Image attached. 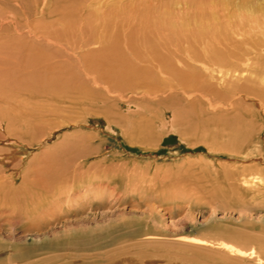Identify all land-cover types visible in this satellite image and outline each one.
I'll use <instances>...</instances> for the list:
<instances>
[{"label": "rangeland", "instance_id": "374dc122", "mask_svg": "<svg viewBox=\"0 0 264 264\" xmlns=\"http://www.w3.org/2000/svg\"><path fill=\"white\" fill-rule=\"evenodd\" d=\"M98 1L0 0V264H254L192 240L264 242V110L158 57L227 61L264 0Z\"/></svg>", "mask_w": 264, "mask_h": 264}, {"label": "bare ground", "instance_id": "6f19581e", "mask_svg": "<svg viewBox=\"0 0 264 264\" xmlns=\"http://www.w3.org/2000/svg\"><path fill=\"white\" fill-rule=\"evenodd\" d=\"M224 1V0H223ZM127 2V1H126ZM233 2V1H232ZM238 2V1H237ZM101 3H104L103 0L98 1L97 4L101 5ZM220 3V2H219ZM222 3V2H221ZM247 3V2H246ZM107 4V3H106ZM227 4V3H226ZM241 4V2H240ZM239 4V5H240ZM245 3H243L244 6ZM258 3H255V5H257ZM87 5V4H86ZM116 5V4H115ZM114 5V7H115ZM222 5V4H221ZM225 5V4H224ZM228 5V4H227ZM225 5V6H227ZM246 8L250 9L251 7H247L248 4H245ZM259 5V4H258ZM96 6V4H95ZM237 6V5H236ZM107 7V6H104ZM113 7V5H112ZM121 7V6H120ZM148 7V6H147ZM239 7V6H238ZM241 7V6H240ZM245 8V7H244ZM248 9V10H249ZM259 9V8H258ZM95 10V9H94ZM97 10V8H96ZM230 10V9H229ZM242 10V7H241ZM246 10V9H245ZM247 10V11H248ZM100 11V10H99ZM250 15L251 13L253 15L249 16V18L251 19L250 23L248 24V28L242 32L244 33H237L236 34V38L239 37L236 41H234L236 43V46L233 48H231V57L227 60V61H211L210 62H202L200 61L199 58H194V56H192L191 54H196L199 56H201L202 53H204L205 55V59L206 55H209L210 53H214V51L216 52V47L212 48L211 47H206L204 46V49H201L198 47L196 48H187L185 51V54L189 55L187 58L185 56V58L183 57L184 55H171L170 57L168 55H159L158 57V63H159V73L162 76V81L164 84L163 87H165V91L164 92H173L174 89L172 88L173 84L177 83V81L180 83L181 79H177V76L179 74V72H182V68L184 66H186L185 64L187 63L188 66L192 69V68H199L201 67L202 69H204L206 71V74H208L210 76V78H215L217 80V82L219 83H230V84H234L237 85L239 88L238 90H235V93L231 94L229 97L225 98L221 103H218L217 107H225V106H234L232 101H228L230 97H235L236 95H238L237 97L240 96V93L245 92L251 96H254L255 98H257V102L259 103V105L261 106V108L264 110V18L262 21H259V18L254 15V11L251 9ZM249 12L247 14H249ZM246 13V12H245ZM241 14V13H240ZM264 17V16H263ZM246 18V17H244ZM261 18V16H260ZM130 19V18H129ZM128 19V20H129ZM248 19V18H247ZM212 20V18H211ZM7 21V20H5ZM82 21V20H81ZM87 21V20H86ZM106 21V20H105ZM221 21V20H220ZM39 22V21H38ZM211 22V21H210ZM213 22V21H212ZM79 23V22H78ZM106 23V22H104ZM165 23V22H164ZM226 23V22H225ZM81 25V24H80ZM79 25V27H80ZM89 25V23H88ZM201 25V24H200ZM90 26V25H89ZM159 26V25H158ZM231 26V25H230ZM85 27V25H84ZM87 27V26H86ZM161 27V26H160ZM238 27V26H237ZM202 28V27H201ZM242 28V27H241ZM64 30V29H63ZM240 30V29H238ZM40 31V29H39ZM37 32V31H36ZM236 32V31H235ZM238 32V31H237ZM169 34V33H168ZM21 36V35H20ZM235 36V35H234ZM25 37V36H24ZM71 38V37H70ZM242 38V39H240ZM17 39V38H15ZM44 39V38H43ZM213 39V38H212ZM18 40V39H17ZM27 40V39H25ZM46 40V38L44 39ZM99 40V39H98ZM15 41V40H14ZM31 41V40H30ZM38 41V40H37ZM50 41V40H49ZM201 41V39H200ZM216 42V41H215ZM238 42H241L240 44ZM30 43V42H29ZM52 43V41L50 42ZM217 43V42H216ZM49 44V43H48ZM47 44V45H48ZM93 44V43H92ZM91 44V45H92ZM106 44V43H105ZM198 44V43H197ZM196 44V45H197ZM24 45V44H23ZM90 45V44H89ZM200 45V44H198ZM26 46V45H25ZM32 46V45H31ZM63 46V45H62ZM61 46V47H62ZM66 46V45H65ZM69 46V45H68ZM209 46V45H207ZM173 47V46H172ZM221 47V46H220ZM80 48V47H79ZM104 48V47H103ZM182 48V47H181ZM86 49V48H85ZM91 49V48H90ZM97 49V48H96ZM178 49V48H177ZM226 49V48H225ZM75 50V49H74ZM88 50V49H87ZM95 50V49H94ZM202 52H201V51ZM17 51V50H16ZM66 51V50H64ZM63 51V53H64ZM104 51V50H103ZM176 51V50H175ZM28 52L29 54V50L25 51V53ZM89 52V50L87 51V53ZM169 52V50H168ZM219 53V51H217ZM221 52V51H220ZM230 52V51H229ZM37 53V52H36ZM68 53V52H66ZM84 53V52H82ZM163 53V52H162ZM24 54V53H23ZM38 54V53H37ZM73 54V53H72ZM86 54V53H85ZM89 54V53H88ZM225 54V53H224ZM15 55V54H14ZM17 55V54H16ZM69 55V54H68ZM219 55V54H218ZM24 57L26 55H23ZM41 56V55H40ZM89 56V55H88ZM135 56V55H134ZM199 56V57H200ZM222 56V54H221ZM229 57V54L227 55ZM13 57V56H12ZM22 57V56H21ZM74 57V54L72 56V58ZM83 57V55H82ZM86 57V56H85ZM90 57V56H89ZM92 57V56H91ZM90 57V58H91ZM119 57V56H118ZM125 57V56H123ZM122 57V58H123ZM129 57V56H128ZM210 57V56H209ZM214 57V56H213ZM43 58V57H42ZM77 58V56H76ZM97 58V57H96ZM110 58V57H109ZM112 58V57H111ZM147 58V56H146ZM202 58V57H201ZM211 58V57H210ZM22 59V58H21ZM24 59V58H23ZM75 59V58H74ZM99 59V58H98ZM150 59V58H149ZM63 60V59H62ZM101 60V59H100ZM119 59H117L118 61ZM128 60V59H127ZM185 60V61H184ZM187 60V62H186ZM209 60V59H206ZM214 60V59H213ZM76 60H74L75 62ZM82 62L84 60H81ZM87 61V60H86ZM93 61V60H92ZM125 60H123L124 62ZM139 62V60H136ZM64 62V61H63ZM103 62V61H102ZM10 63V62H9ZM118 63H120V60L118 61ZM25 64V63H24ZM64 64V63H63ZM70 64V63H69ZM104 64V63H103ZM151 64V63H149ZM110 65V64H108ZM129 65V63H128ZM14 66V65H13ZM17 66V65H16ZM25 66V65H24ZM40 66V65H38ZM122 65H119L118 67H120ZM124 66V65H123ZM127 66V65H126ZM146 66V65H145ZM11 67V65H10ZM83 67V66H82ZM125 67V66H124ZM130 67V66H129ZM138 67V66H137ZM136 66V70L138 69ZM8 68V67H7ZM18 68V67H17ZM24 68V67H22ZM70 68V67H69ZM149 68V66H148ZM119 70L117 73L119 74L122 69L120 68H115V70ZM130 68H128L129 70ZM145 69V68H144ZM152 71V68L149 69H145V70H150ZM155 69V68H154ZM10 72V69H8ZM24 70V69H23ZM41 70V69H40ZM125 70L127 71V67L125 68ZM141 71L143 70V68L141 67L140 69ZM156 70V69H155ZM13 71V70H12ZM20 71V70H19ZM138 71V70H137ZM136 71V72H137ZM144 71V70H143ZM185 71V70H184ZM8 72V71H7ZM8 72V73H9ZM14 72V71H13ZM130 71H128L129 73ZM155 72V71H154ZM186 72V71H185ZM190 72V71H189ZM187 71V73H189ZM15 73V72H14ZM67 73V72H66ZM108 73V72H107ZM122 73V72H121ZM143 73V72H142ZM150 72H147V74ZM97 76H99L101 74V72L98 74L96 73ZM130 74V73H129ZM145 74V76L147 75ZM153 74V72H152ZM184 74V73H183ZM34 75V74H33ZM111 75V74H110ZM131 75V74H130ZM138 75L140 76L141 74L138 73ZM137 75V76H138ZM157 75V74H156ZM181 75V73H180ZM185 75V74H184ZM184 75H183V79H184ZM188 75V74H187ZM30 76V75H29ZM101 76V75H100ZM103 76V74H102ZM108 76V74H107ZM200 76V75H199ZM94 77V76H93ZM92 77V78H93ZM197 78V76H195ZM195 77H193V79H195ZM158 78V77H157ZM79 79V78H78ZM95 79V78H94ZM149 79V76H148ZM192 79V78H190ZM199 79V78H198ZM32 80V79H31ZM93 80V79H92ZM96 80V79H95ZM144 80V79H143ZM146 80V78H145ZM144 80V81H145ZM152 80V77H151ZM63 81V80H62ZM75 81V80H74ZM129 81V80H128ZM191 81V80H190ZM189 81V82H190ZM215 81V80H214ZM174 82V83H173ZM188 82V81H187ZM97 83V82H96ZM104 83V82H103ZM122 83V82H121ZM142 83V82H141ZM173 83V84H172ZM177 83L176 84V89L177 86L180 84ZM137 84V83H136ZM146 84V83H144ZM155 84V82L153 83ZM182 84V82H181ZM186 84V83H185ZM97 85V84H96ZM99 85V84H98ZM101 85V84H100ZM110 85V84H109ZM108 85V86H109ZM126 85V84H125ZM140 85V84H139ZM143 85V84H141ZM145 86V85H143ZM51 87V86H50ZM103 87V85H102ZM156 87V86H155ZM181 90L186 92L187 89H185V85L184 86H180ZM172 88V89H170ZM236 88V86H235ZM234 88V89H235ZM147 89V88H146ZM162 89V88H161ZM233 89V90H234ZM237 89V88H236ZM67 90V89H66ZM109 90V89H108ZM83 92V90H81ZM107 91V90H106ZM148 91V90H147ZM151 91V90H150ZM5 92V91H4ZM68 93V92H67ZM150 93V92H149ZM148 93V94H149ZM243 93V94H245ZM144 94V93H143ZM147 94V93H146ZM147 94V95H148ZM157 95V94H156ZM189 94H187L188 96ZM193 93L189 96H192ZM206 95V94H204ZM142 96V95H141ZM149 97V96H148ZM241 97V96H240ZM213 98V97H212ZM245 99V98H244ZM247 99V98H246ZM231 100V99H230ZM239 100V99H238ZM252 100V99H251ZM161 102V101H160ZM238 102V101H237ZM236 102V103H237ZM257 103V104H258ZM258 105V106H259ZM261 110V109H260ZM264 112V111H263ZM43 141V140H42ZM41 143V142H40ZM84 168H75L74 170L71 171V173H65L63 175L60 176L61 181H65L66 179H70L71 182L75 179V177H77L80 174V170H82ZM63 171V170H62ZM61 171V172H62ZM85 171V169H84ZM89 171V170H88ZM86 171V173L88 172ZM83 172V170H82ZM84 173V172H83ZM59 174V173H58ZM69 176L68 178L64 179L66 176ZM83 176V175H82ZM250 177V176H249ZM244 178V177H243ZM257 178L259 179V176H254V180L256 181ZM67 181V180H66ZM258 181V180H257ZM260 181V179H259ZM253 180H248L245 179L243 181V184L247 185V186H253L255 184ZM223 234L217 238L214 239H194L192 240V242L200 244V245H215L218 246L217 248H219L220 250H222L223 252H228L231 254H234L235 257H239V258H243V259H247V260H251L254 261V264H264V242H258L256 240L258 239H254L255 237H246L245 235H243V233L239 232L236 228H231L230 230H223L221 231ZM254 237V238H253ZM254 241L257 242V244H259L258 246L254 243ZM245 243L250 244L251 246L249 247V249H245V247H243L242 245H244ZM247 244V245H248ZM204 245V246H205ZM212 248V247H211ZM3 249V248H2ZM1 250V247H0ZM28 250H23L21 252V254H19L18 258H24L27 257L28 254ZM10 261V260H9ZM232 262V261H231Z\"/></svg>", "mask_w": 264, "mask_h": 264}]
</instances>
